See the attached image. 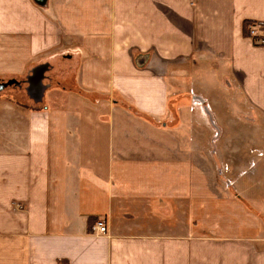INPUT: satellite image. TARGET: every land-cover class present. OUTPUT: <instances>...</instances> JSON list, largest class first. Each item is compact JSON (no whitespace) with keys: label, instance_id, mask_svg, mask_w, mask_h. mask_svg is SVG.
I'll return each mask as SVG.
<instances>
[{"label":"crops","instance_id":"obj_1","mask_svg":"<svg viewBox=\"0 0 264 264\" xmlns=\"http://www.w3.org/2000/svg\"><path fill=\"white\" fill-rule=\"evenodd\" d=\"M40 1L0 0L42 99L0 94V264H264V0Z\"/></svg>","mask_w":264,"mask_h":264},{"label":"rangeland","instance_id":"obj_2","mask_svg":"<svg viewBox=\"0 0 264 264\" xmlns=\"http://www.w3.org/2000/svg\"><path fill=\"white\" fill-rule=\"evenodd\" d=\"M248 30L250 31V26H248ZM36 70H37V68L33 71V74ZM45 74H50V71L47 69ZM17 79L20 81V83H19L20 85L17 86V85L12 84L10 86H7L2 91H0V94H7V96L10 98V100H12V102H18L21 105L23 104V105H30V106H38V105L42 104L41 98H40L41 100H37L35 102L32 98L29 97V95L27 94V91L25 89L24 78L21 76L20 78H17ZM7 81H8L7 79L0 80V82H7ZM49 85L51 87V85H55V83H51V84L49 83ZM64 86H65V88L69 87L68 84H64ZM195 101L198 102V100H195ZM198 103H200V102H198ZM207 110H208L207 108H206V110L204 109L205 112H207ZM248 165H250V164L248 163ZM252 165H250L249 167H251ZM220 180H221V178H220Z\"/></svg>","mask_w":264,"mask_h":264},{"label":"built area","instance_id":"obj_3","mask_svg":"<svg viewBox=\"0 0 264 264\" xmlns=\"http://www.w3.org/2000/svg\"><path fill=\"white\" fill-rule=\"evenodd\" d=\"M257 29H261V30L264 31V29L261 26L250 25L249 37L250 36L253 37L255 34H257V32H258ZM262 35H263V37L260 38V42H264V32L262 33ZM198 101L201 102L200 100H198ZM92 229L97 234H105L107 232L105 223L103 221H101V220L95 221L94 225L92 226Z\"/></svg>","mask_w":264,"mask_h":264},{"label":"trees","instance_id":"obj_4","mask_svg":"<svg viewBox=\"0 0 264 264\" xmlns=\"http://www.w3.org/2000/svg\"><path fill=\"white\" fill-rule=\"evenodd\" d=\"M250 25H258V26H261V27H263V25L262 24H257V23H255V22H252V21H250V20H245L244 21V23H243V34H244V36H246V37H249V30H248V26H250ZM250 37H252V36H250ZM252 39L254 40H258L259 38H257L256 36H253L252 37ZM13 103H15V105L16 106H19V107H22V106H26V105H21V104H19L18 102H13Z\"/></svg>","mask_w":264,"mask_h":264},{"label":"water","instance_id":"obj_5","mask_svg":"<svg viewBox=\"0 0 264 264\" xmlns=\"http://www.w3.org/2000/svg\"><path fill=\"white\" fill-rule=\"evenodd\" d=\"M40 2H43V0H41ZM12 84L19 85V82L14 80V79H9L7 82H0V91H2L4 88H6L7 86H10ZM37 99H40V97H38ZM199 100L201 101V103H203V100H201V99H199ZM203 108L206 110L205 105H203Z\"/></svg>","mask_w":264,"mask_h":264}]
</instances>
